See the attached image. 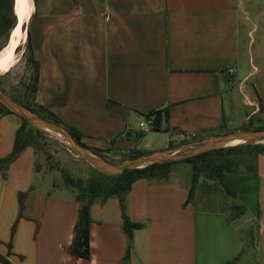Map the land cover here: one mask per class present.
<instances>
[{
    "label": "crops",
    "instance_id": "obj_1",
    "mask_svg": "<svg viewBox=\"0 0 264 264\" xmlns=\"http://www.w3.org/2000/svg\"><path fill=\"white\" fill-rule=\"evenodd\" d=\"M22 29L39 67L35 103L87 147L156 153L171 133L237 130L264 108V0H33ZM153 113L158 131L140 132ZM20 124L0 113V159ZM172 165L165 179L131 184L125 213L142 227L130 240L117 197L89 207L84 259L70 252L75 194L46 181L24 148L0 170V264H264V156L254 172L223 174L245 207L232 220L231 199L187 203L192 174Z\"/></svg>",
    "mask_w": 264,
    "mask_h": 264
},
{
    "label": "trees",
    "instance_id": "obj_2",
    "mask_svg": "<svg viewBox=\"0 0 264 264\" xmlns=\"http://www.w3.org/2000/svg\"><path fill=\"white\" fill-rule=\"evenodd\" d=\"M14 0H0V50L5 46L8 41L10 30L16 25L17 19L13 11ZM3 42V44H1ZM19 46H17L16 51ZM26 48L28 56L26 62L31 64L33 67V85L31 86V100L21 101L19 99L10 97L11 101L15 102L21 108L26 111L51 121L64 127L71 137L83 148L97 153L102 150L87 147L81 141V134L77 132L72 127L63 123L57 116L48 111L42 106L35 103V92L36 85L38 81V63L35 61L32 50L30 47L29 39L26 41ZM2 92V90H0ZM1 114H13L10 110L0 104ZM21 124L16 131L15 140L11 153L5 158L0 159V170L2 171V176H6V170L10 163H12L20 152L32 145L30 144L33 139L32 128H28L29 123L20 118ZM160 116L155 113L156 126L155 131H158ZM27 132L25 133V131ZM245 131H249L248 128H243ZM36 136L43 137L44 134L38 129H34ZM256 131H264V126L256 129ZM146 154L141 151H131L129 159H133L140 155ZM211 154H216L220 159L219 162L209 160ZM259 156H264V144H253L245 143L236 146L223 147L213 149L212 151L203 152L191 158H186L180 162H185L192 165V178L191 185L189 189V194L187 198V203L190 202L194 188L197 184V168L194 165V161H199L202 163H208L205 170H209L213 175L214 179L217 180L222 188L223 192L231 199L233 202L227 208V214L230 220L240 218L245 213V207L235 200V192L230 189L226 184L222 182V176L225 173H238V172H254L257 169V158ZM249 159L245 163H242L244 159ZM242 159V160H241ZM208 161V162H207ZM177 162H163L155 163L142 168L124 170L123 172L114 176L112 181H110L106 186L100 179H91L86 184L81 180H73L70 176L62 173V179L65 187L69 188L75 195V201L80 204V209L78 213V219L74 227V237L70 245V252L73 256L77 258L87 259L89 257V238H88V227L90 223L89 207L97 202L103 201L110 197H117L119 200V206L121 209V215L123 220V229L127 234L129 240L131 239L132 231L135 229H140L142 224L131 222L125 213V196L128 193L131 184L141 178H160L165 179L168 175L169 168L172 164ZM257 225L255 226V229ZM14 226L12 228V234L14 232ZM248 242L252 244L254 242V236L250 234L247 236ZM0 261L7 263V260L0 255Z\"/></svg>",
    "mask_w": 264,
    "mask_h": 264
},
{
    "label": "rangeland",
    "instance_id": "obj_3",
    "mask_svg": "<svg viewBox=\"0 0 264 264\" xmlns=\"http://www.w3.org/2000/svg\"><path fill=\"white\" fill-rule=\"evenodd\" d=\"M15 5L16 2L14 0V13ZM25 28L26 25H23L24 30ZM10 33L8 42L10 39ZM1 44H3V42H1ZM18 46V50H15V61L13 65L7 72H0V90H2V92H0L8 99H11L10 97H13L21 101H30L32 96L31 86L33 85V67L31 64L26 62V58L28 56L26 39L25 41H23V43L20 42ZM27 122L30 126L28 128H32L33 139L31 140L30 144L35 151V168L38 171L42 172L44 177L48 178H46V181L52 182L54 186L57 187L64 185L62 173L67 174L73 180H81L84 184H86L91 179H100L105 186L110 181H112L113 178H115L114 176L119 174L107 172L93 166L83 158L77 156L76 153L69 147L64 138H62L60 135L44 128L38 127L40 126L38 124L37 126L29 121ZM263 126L264 108L262 107L257 114L253 115L243 126H241L237 130L218 128L213 131L189 136L178 133H171V139L169 141L167 149L156 153L161 155H168L193 152L207 140L233 132L245 131L243 130L244 127L248 128L250 132H259L256 131V129ZM34 129H38L43 132L44 136H36V132L34 131ZM26 132L27 130L25 131V133ZM239 144L245 143H226L220 145L217 148L236 146ZM253 144H264V142ZM89 152L97 156L101 160L113 164H120L130 160L129 156L131 154V151H116L113 149L102 150L100 152H97L96 154L91 151ZM191 157L194 156H189V158ZM209 160L219 162V160H222V158L220 159V157H218L216 154H211L209 156ZM248 160V158L244 159L242 163H245ZM180 161L181 160L176 161L178 163L173 164V168L179 170L182 175L190 176L191 174H193L192 165ZM207 164L208 163L194 161V165L197 168L196 174L198 176V180L190 201L198 209H224V207L226 206V201L229 198L223 192L219 182L214 179L210 171L207 169L205 170ZM64 191L67 193L72 192L67 187H65ZM249 234L251 236H254L255 234L254 220L252 221L251 225H249V228L243 232V237H247Z\"/></svg>",
    "mask_w": 264,
    "mask_h": 264
},
{
    "label": "water",
    "instance_id": "obj_4",
    "mask_svg": "<svg viewBox=\"0 0 264 264\" xmlns=\"http://www.w3.org/2000/svg\"><path fill=\"white\" fill-rule=\"evenodd\" d=\"M0 104L10 110L13 114L17 115L20 118L25 119L35 125H40L38 127L44 128L51 132H54L60 135L67 142L69 147L76 153L77 156L83 158L93 166L111 173H121L124 170L142 168L155 163L163 162H176L189 158V156H196L203 152L213 150L224 143L238 140L240 143H260L264 142V131L259 132H233L226 135H222L210 140H207L202 143V145L193 152L182 153V154H168L161 155L157 153H147L125 161L120 164H113L101 160L97 156L90 153L87 149L80 146L69 134V132L62 126L55 124L51 121H48L44 118L36 116L25 109L21 108L18 104L6 98L0 92Z\"/></svg>",
    "mask_w": 264,
    "mask_h": 264
},
{
    "label": "bare ground",
    "instance_id": "obj_5",
    "mask_svg": "<svg viewBox=\"0 0 264 264\" xmlns=\"http://www.w3.org/2000/svg\"><path fill=\"white\" fill-rule=\"evenodd\" d=\"M15 14L17 16V24L12 28L8 44L0 51V72H7L15 61V50L20 40L24 37V24L32 9L31 0H15ZM240 142L238 140L228 143ZM226 144V143H224ZM223 145V144H222Z\"/></svg>",
    "mask_w": 264,
    "mask_h": 264
},
{
    "label": "built area",
    "instance_id": "obj_6",
    "mask_svg": "<svg viewBox=\"0 0 264 264\" xmlns=\"http://www.w3.org/2000/svg\"><path fill=\"white\" fill-rule=\"evenodd\" d=\"M156 126L155 113L146 115L139 123L138 129L140 132H150Z\"/></svg>",
    "mask_w": 264,
    "mask_h": 264
}]
</instances>
